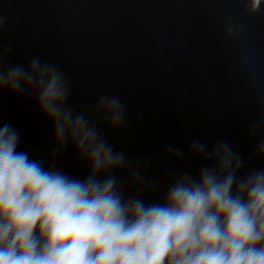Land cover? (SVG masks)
<instances>
[{
	"label": "clouds",
	"instance_id": "9594fccd",
	"mask_svg": "<svg viewBox=\"0 0 264 264\" xmlns=\"http://www.w3.org/2000/svg\"><path fill=\"white\" fill-rule=\"evenodd\" d=\"M243 2L248 15L264 5ZM235 31L229 23L226 35ZM10 52L0 51V93L33 96L54 143L45 168L18 151V130L0 123V264H264V168L240 175L247 161L228 140L194 139L187 151L166 145L150 174V158L117 150L102 130L126 126L120 97L102 93L91 107H70L58 63L32 57L6 67ZM258 127H249L250 139ZM69 145L90 169L85 179L55 166ZM188 158L200 161L195 173L172 167ZM258 158L264 139L248 156ZM144 193L160 199L146 203Z\"/></svg>",
	"mask_w": 264,
	"mask_h": 264
},
{
	"label": "water",
	"instance_id": "95a60500",
	"mask_svg": "<svg viewBox=\"0 0 264 264\" xmlns=\"http://www.w3.org/2000/svg\"><path fill=\"white\" fill-rule=\"evenodd\" d=\"M0 18V51L11 45L6 67L32 57L58 63L70 81V107H91L102 93L121 98L126 126L102 130L117 150L150 158V174L162 167L166 145L187 151L194 139L228 140L247 161L240 175L264 168V158L248 160L264 139V5L248 15L243 0H0ZM3 122L18 130V151L49 167L52 125L33 96L0 93ZM199 164L172 161L193 173ZM55 166L77 179L90 171L72 145Z\"/></svg>",
	"mask_w": 264,
	"mask_h": 264
}]
</instances>
